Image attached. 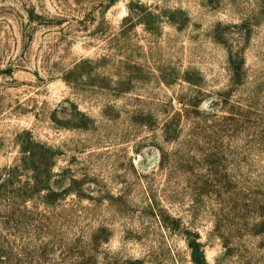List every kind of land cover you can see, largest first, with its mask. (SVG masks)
Wrapping results in <instances>:
<instances>
[{"label": "rangeland", "instance_id": "obj_1", "mask_svg": "<svg viewBox=\"0 0 264 264\" xmlns=\"http://www.w3.org/2000/svg\"><path fill=\"white\" fill-rule=\"evenodd\" d=\"M0 264H264V0H0Z\"/></svg>", "mask_w": 264, "mask_h": 264}]
</instances>
